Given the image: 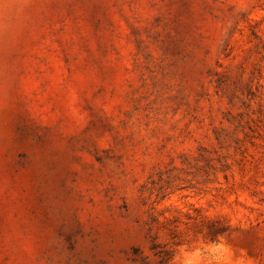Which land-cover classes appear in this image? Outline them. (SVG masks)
<instances>
[{
  "label": "rangeland",
  "instance_id": "obj_1",
  "mask_svg": "<svg viewBox=\"0 0 264 264\" xmlns=\"http://www.w3.org/2000/svg\"><path fill=\"white\" fill-rule=\"evenodd\" d=\"M0 264H264V0H0Z\"/></svg>",
  "mask_w": 264,
  "mask_h": 264
}]
</instances>
